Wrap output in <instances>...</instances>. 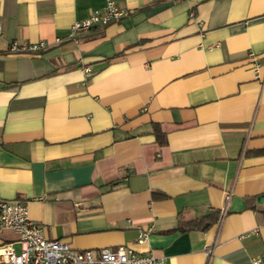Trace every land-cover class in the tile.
I'll use <instances>...</instances> for the list:
<instances>
[{"label": "crops", "instance_id": "obj_1", "mask_svg": "<svg viewBox=\"0 0 264 264\" xmlns=\"http://www.w3.org/2000/svg\"><path fill=\"white\" fill-rule=\"evenodd\" d=\"M115 2L131 12L73 37L105 0H0V198L26 201L47 239L77 250L252 264L264 0ZM13 41L45 46L11 53ZM1 241L19 249L11 232Z\"/></svg>", "mask_w": 264, "mask_h": 264}, {"label": "built area", "instance_id": "obj_2", "mask_svg": "<svg viewBox=\"0 0 264 264\" xmlns=\"http://www.w3.org/2000/svg\"><path fill=\"white\" fill-rule=\"evenodd\" d=\"M130 12V9L118 7L115 0H105L100 10H94L88 18L75 21L70 26L71 35L74 37L86 33L95 26L116 21ZM188 15L191 18L193 12L190 10ZM44 46L43 41L31 44H18L13 41L8 49L11 53H24L38 51ZM229 198L230 193H227L226 202ZM4 232L15 235L19 249L17 250L12 242L1 241L0 264H163L164 262L162 257L152 253L146 254L126 245L97 251L77 250L60 240L47 239L42 225L29 217L27 202L17 198H0V235ZM148 237V231H138L136 244L145 243ZM252 264H264V255L252 259Z\"/></svg>", "mask_w": 264, "mask_h": 264}, {"label": "trees", "instance_id": "obj_3", "mask_svg": "<svg viewBox=\"0 0 264 264\" xmlns=\"http://www.w3.org/2000/svg\"><path fill=\"white\" fill-rule=\"evenodd\" d=\"M208 225H209V222L204 223V224L202 225V227L205 228V227L208 226Z\"/></svg>", "mask_w": 264, "mask_h": 264}]
</instances>
